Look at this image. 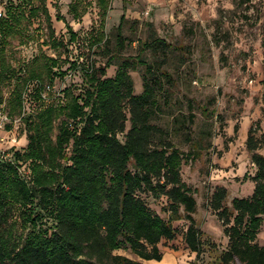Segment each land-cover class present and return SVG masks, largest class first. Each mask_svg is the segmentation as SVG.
<instances>
[{
  "label": "trees",
  "instance_id": "trees-1",
  "mask_svg": "<svg viewBox=\"0 0 264 264\" xmlns=\"http://www.w3.org/2000/svg\"><path fill=\"white\" fill-rule=\"evenodd\" d=\"M80 2L71 0L69 4L68 12L74 19L86 13V9L81 11ZM107 2L99 0L104 19ZM7 3L0 19V88L11 82L14 87L7 102L0 100V104H5L11 117L21 115L31 83L38 89V101L44 104L36 102V108L22 120L25 153L17 151L13 163L0 161V264H144L113 254L120 249L130 250L140 260L159 262L162 254L158 245L174 240L176 231L170 221L148 208L141 194L165 198L164 211L172 221H189L183 241L197 259L203 234L194 225L193 192L180 176L184 154L151 123L159 109L156 95L160 77L150 74L142 93L134 95L128 61L113 78H103L104 68L92 67L85 72L83 95L74 96L65 89L61 106L51 103L50 94L47 101L42 100L44 85L39 79L52 74L58 60L37 55L27 64L25 75L13 66L6 49L11 39L20 36L22 21L40 13L53 35L46 0H20L9 9ZM124 22L122 17L117 27L120 45ZM158 74L166 76L161 71ZM127 121L130 128L121 141L118 135L125 132ZM260 147H264V134L256 138L251 129L246 150L256 172L252 177L243 176V180L254 182L250 197L234 198L229 208L223 205L224 188L212 194L210 207L228 239L218 264H264V245L257 242L264 216V156L258 153ZM21 161L30 164V175L17 173ZM41 217L54 222L53 230H34Z\"/></svg>",
  "mask_w": 264,
  "mask_h": 264
},
{
  "label": "rangeland",
  "instance_id": "rangeland-1",
  "mask_svg": "<svg viewBox=\"0 0 264 264\" xmlns=\"http://www.w3.org/2000/svg\"><path fill=\"white\" fill-rule=\"evenodd\" d=\"M6 1L0 0V10ZM19 1L8 0L6 6L9 9ZM107 1L105 19L99 0H81L79 7L86 13L74 19L68 12L71 0H46L53 35L42 13L28 17L21 23L20 36L10 40L7 57L25 75L35 56L57 59L53 73L39 79L52 87L49 94L56 106L65 103V89L74 96L84 94L85 72L92 67L104 68L103 78H113L121 64L128 61L134 95L142 93L150 74L160 77L156 95L159 109L151 123L184 154L180 176L193 192L194 225L203 234L202 252L196 259L183 241L189 221H172L164 211L165 198L141 194L148 208L170 221L176 231L174 240L158 245L160 262L167 257L166 264H218L228 239L210 207L212 194L224 188L223 205L229 208L234 198L251 196L254 182L243 180V176L252 177L256 170L246 140L251 129L256 138L264 134V0ZM122 17L125 22L120 45L117 27ZM13 87L11 82L0 88L2 103L7 102ZM37 95L38 89L30 87L27 108L31 101L39 102ZM18 127L8 134L0 131V138L5 137L0 150L25 153L26 134L22 126ZM129 128L127 121L125 132L118 135L121 141ZM14 137L16 145L9 151ZM258 153L264 156V147ZM21 164L17 173L30 175V164ZM53 227L51 219L41 217L34 230L50 232ZM28 230L31 227L26 236ZM257 242L264 245V216ZM113 254L143 262L128 249Z\"/></svg>",
  "mask_w": 264,
  "mask_h": 264
},
{
  "label": "built area",
  "instance_id": "built-area-1",
  "mask_svg": "<svg viewBox=\"0 0 264 264\" xmlns=\"http://www.w3.org/2000/svg\"><path fill=\"white\" fill-rule=\"evenodd\" d=\"M3 15V10H0V19ZM33 86V84H32ZM31 84L28 85V88L25 92L24 95V101H23V109L21 112V115L16 116V118L11 117L4 109L5 104H0V131H5L7 134L11 133L13 128H19L18 126L22 125V120L25 118L27 115H29L33 109L36 108V102L31 101L29 104V107L27 108V91L29 90L30 87H32ZM52 87L50 85H44L41 90V99L47 101L49 93H51ZM5 137L0 138V142H4ZM12 142L14 143L13 146L9 149L12 150V148L16 145V138L14 137ZM16 152L18 150H15ZM9 154L7 151L0 150V161L1 162H10L13 163L14 160V154L16 153ZM26 173V171H24ZM28 176V174H25V176Z\"/></svg>",
  "mask_w": 264,
  "mask_h": 264
},
{
  "label": "bare ground",
  "instance_id": "bare-ground-1",
  "mask_svg": "<svg viewBox=\"0 0 264 264\" xmlns=\"http://www.w3.org/2000/svg\"><path fill=\"white\" fill-rule=\"evenodd\" d=\"M167 260H168V258L165 257V258L162 260L161 264H166V261H167Z\"/></svg>",
  "mask_w": 264,
  "mask_h": 264
},
{
  "label": "crops",
  "instance_id": "crops-1",
  "mask_svg": "<svg viewBox=\"0 0 264 264\" xmlns=\"http://www.w3.org/2000/svg\"><path fill=\"white\" fill-rule=\"evenodd\" d=\"M142 261H143V260H142ZM151 261H153V264H160V263H161L160 261H159V262H158V261H154V260H151ZM144 262H146V261H143V263H144ZM144 264H145V263H144Z\"/></svg>",
  "mask_w": 264,
  "mask_h": 264
}]
</instances>
